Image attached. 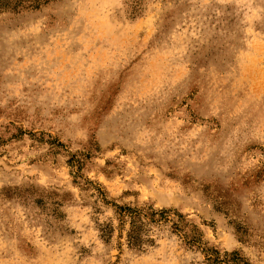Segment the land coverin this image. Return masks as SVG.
<instances>
[{"label":"rangeland","instance_id":"obj_1","mask_svg":"<svg viewBox=\"0 0 264 264\" xmlns=\"http://www.w3.org/2000/svg\"><path fill=\"white\" fill-rule=\"evenodd\" d=\"M113 205L187 239L130 248ZM194 237L264 264V0L0 11V264H206Z\"/></svg>","mask_w":264,"mask_h":264},{"label":"trees","instance_id":"obj_2","mask_svg":"<svg viewBox=\"0 0 264 264\" xmlns=\"http://www.w3.org/2000/svg\"><path fill=\"white\" fill-rule=\"evenodd\" d=\"M53 0H0V11L7 9H14L20 6H26L27 8L37 9L41 2L47 3ZM100 199L104 202V194L98 190ZM114 207V215L118 223V230H121L123 226H127L126 241L130 248L141 250L144 244H153L152 240L145 238L146 232L151 225H163L171 224L170 228L179 233L183 239H187L185 236V225L183 224L180 216L176 215L172 210H156L150 206L142 208H132L130 206H117ZM176 218H180V221H176ZM116 227L112 223L104 224L100 227V236L108 241ZM190 246H196L202 251L205 256L206 264H247V262L236 252L225 253L220 255L216 250L205 247H201V242L198 238L194 237L192 240L186 241Z\"/></svg>","mask_w":264,"mask_h":264}]
</instances>
